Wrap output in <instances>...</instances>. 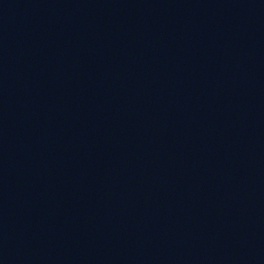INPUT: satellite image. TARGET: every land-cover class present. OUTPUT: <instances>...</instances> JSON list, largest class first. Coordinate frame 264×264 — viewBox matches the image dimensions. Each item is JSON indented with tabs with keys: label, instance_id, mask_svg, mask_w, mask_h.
I'll use <instances>...</instances> for the list:
<instances>
[{
	"label": "water",
	"instance_id": "obj_1",
	"mask_svg": "<svg viewBox=\"0 0 264 264\" xmlns=\"http://www.w3.org/2000/svg\"><path fill=\"white\" fill-rule=\"evenodd\" d=\"M0 264H264V0H0Z\"/></svg>",
	"mask_w": 264,
	"mask_h": 264
}]
</instances>
